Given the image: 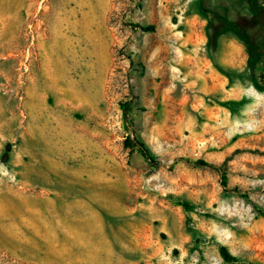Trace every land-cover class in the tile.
<instances>
[{
  "label": "rangeland",
  "instance_id": "rangeland-1",
  "mask_svg": "<svg viewBox=\"0 0 264 264\" xmlns=\"http://www.w3.org/2000/svg\"><path fill=\"white\" fill-rule=\"evenodd\" d=\"M254 21L248 0H0V264H264Z\"/></svg>",
  "mask_w": 264,
  "mask_h": 264
},
{
  "label": "trees",
  "instance_id": "trees-1",
  "mask_svg": "<svg viewBox=\"0 0 264 264\" xmlns=\"http://www.w3.org/2000/svg\"><path fill=\"white\" fill-rule=\"evenodd\" d=\"M248 2H249L250 9L252 11L253 19L255 20L254 22H257V24L261 23L262 25H264V3L262 4L261 0H248ZM219 20L223 25L230 27V29L237 36V38H239V40H241L247 47L248 66L251 68H254L262 64V61H263L262 48L258 46L253 41V39L248 35L245 27L239 23L231 22L230 20L223 18L221 16H219ZM154 29L155 28L152 26L142 27V30L144 32H153ZM262 78L264 79V74ZM121 109L123 111V120L124 122H127L129 120V113L132 111L131 102L122 104ZM130 143L132 146L137 145L145 157L152 159L150 150L147 148L144 142H142L140 139L136 137L135 138L129 137L127 138L126 144L130 146ZM194 165L197 167H202V168L215 169L221 172L223 176V183L224 185H227V177L222 172V169L220 167H217L216 165L211 164L201 159L194 162ZM179 205L182 206L186 211H190L192 209L189 203H181ZM189 231L192 233L191 230ZM219 250H220L221 257L223 258L225 262L227 263H239L240 262L239 258L231 254L230 251L225 246H219Z\"/></svg>",
  "mask_w": 264,
  "mask_h": 264
}]
</instances>
